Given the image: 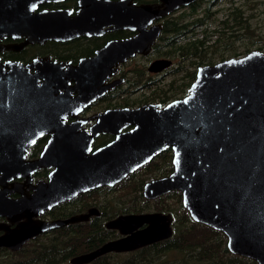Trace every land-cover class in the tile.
I'll use <instances>...</instances> for the list:
<instances>
[{"label": "water", "instance_id": "obj_1", "mask_svg": "<svg viewBox=\"0 0 264 264\" xmlns=\"http://www.w3.org/2000/svg\"><path fill=\"white\" fill-rule=\"evenodd\" d=\"M38 1L0 0V36L21 35L23 43L64 41L93 33L105 24L101 19L137 34L108 43L77 65L42 59L25 65L0 63V179H9L14 169L53 166L47 181L29 186L32 192L17 199L6 197L0 182V215L16 223L4 228L0 247L16 251L41 233L85 220L88 214L52 221L33 217L79 193L113 185L153 153L170 148L171 172L146 183L143 195L152 198L168 190L179 191L189 217L224 234L229 252L264 264V55L253 50L198 66L181 98L162 106L108 109L97 114L90 134L77 132L75 123L65 125L58 116L76 112L111 87L113 83L104 84L99 75L110 73L113 59H123L139 47L147 50L160 25L147 26L192 0H159L139 6L120 0L104 6L102 15H84L83 8L71 18L61 11L32 13ZM169 64L158 59L149 70ZM72 92L76 95L71 96ZM107 120H115L117 127L108 129ZM125 123H135V127L89 152L94 135L118 132ZM49 131L53 142L44 146L36 160L24 162L26 147ZM167 218L162 214L118 216L106 226L118 229L124 237L75 255L69 262L84 264L108 251H127L166 238L170 235ZM142 223L147 226L136 230Z\"/></svg>", "mask_w": 264, "mask_h": 264}, {"label": "flooded vegetation", "instance_id": "obj_2", "mask_svg": "<svg viewBox=\"0 0 264 264\" xmlns=\"http://www.w3.org/2000/svg\"><path fill=\"white\" fill-rule=\"evenodd\" d=\"M117 1L120 0H41L35 4L32 13L61 11L71 18L84 8V15H88V13H91V16L93 14L102 15L103 11L106 9L104 6L112 5V3ZM129 1L135 6L149 3H160L159 0ZM203 3L206 5L205 14L204 12L199 11V7ZM212 8L214 9L211 10ZM181 13L189 14L185 16L184 19L192 14H200L202 16V13L204 17L208 16L214 18V23L220 21L221 27L223 28V34H226L227 31H239L237 37L242 41L243 39L248 40L253 36V41L247 42V44H249V46L257 47L253 50L264 55V41L258 39V37L261 38L262 31L260 20L263 19L264 21V0H192L186 4L179 5L176 9L167 14L154 19L147 28L151 25L159 24L160 29L149 48L144 50L142 47H139L138 50L133 51L130 55H126L123 59L115 57L111 64L110 73H102L99 75V78L104 84L113 83V85L105 89L99 96L80 106L76 112L59 115L58 117H61L62 122L65 125L75 123V131L90 134V128L93 127L98 120L97 114H101L108 109H132L147 104L164 105L157 100H149L152 91L163 89V87L169 83L171 71L176 67L175 63L177 60L168 59L164 56V52L168 50L164 41L165 39L168 40L170 38L171 40H176V43H182L191 39L192 35L190 31L185 32L183 35H174L171 33L172 30L169 29L167 36L163 37L161 31L164 26L178 22ZM219 13L221 14V17L218 20L216 16ZM101 20L105 24L98 27L94 32L93 30H90L93 33L80 35L64 41L45 40L42 43H23L25 37L21 35L3 34L0 36V63L18 62L25 65L35 59H42L77 65L84 59L96 56L98 50L105 47L108 43L126 39L137 34L136 31H132L125 27H112V25L107 23L104 19ZM209 26L212 27L211 30L214 28L217 31L220 30L219 26L214 27L212 24ZM216 34L217 33H214L216 36L215 39H212V35H210L208 43L212 44L217 39ZM246 47L248 48V46ZM253 50L248 49L245 52L237 53L236 55L229 57L243 56L247 52ZM116 52L117 49H115L114 55ZM158 59L169 60L170 64L160 70H149L151 63ZM197 67L195 68V72ZM70 84H73V82H70ZM75 95V92H72L71 96ZM46 117L52 118V114H47ZM117 125L118 123L115 120H107L104 123V126L108 129L111 127L116 128ZM120 126L122 127L118 132L106 130L100 131L94 135L90 140L91 150L89 152L114 141L118 134L133 129L135 123H125ZM51 139L52 131L37 136L34 139V142L26 147L23 161L30 162L36 160L41 154L44 146L47 143L51 144L53 142V139ZM169 158L171 169L166 172V168H169V165L167 164V167H163V160L167 161ZM171 158L172 154L170 148H165L159 152L153 153L148 161L140 165V167L136 168L134 171L128 173L113 185H102L79 193L76 196L80 194H86L88 196L83 198H75L76 196H74L69 200L57 203L50 208L45 209L38 214V216L33 217V219L52 221L55 219L68 218L77 214H88L85 220L78 222L90 221L94 226L93 233L97 237V240L100 241V244L90 250L92 251L108 241L116 240L125 236V234H121L118 229L106 226L107 222L118 216L141 214L167 215L168 218L166 220H168V227L170 229V235L168 237L127 251H108L100 254L91 261L84 263L89 264L95 260L96 263L105 262V264H165L164 260L161 259V255L158 259L154 258V249L156 248V244L163 243L164 241L175 237L176 231L181 226V211L177 209V203L183 208L181 204V194L179 191L172 189L162 192L152 198H147L143 195V187L146 183L160 179L171 172ZM152 161L153 163H151ZM28 169L29 168L24 167L23 169L9 171L11 174L9 179H4V177L1 176L0 182L4 184V191H7L6 197L17 199L22 194L31 193L32 189H30L29 186H35L38 182L47 181L49 174L52 172L53 166H40L30 171H28ZM140 179H142V183L139 187V193H137L138 196H135L134 194L131 195L124 189V186L129 182L138 181ZM1 188L2 185H0V189ZM124 190L126 192H124ZM167 198L173 199L171 204L167 203ZM131 206L134 207L130 209L129 207ZM74 223L77 222H70L64 225ZM5 225H8V227H5ZM15 225L16 223L8 222L6 215H0V235L4 233V228L9 229ZM146 226V223H142L136 228V230H140ZM225 244L226 237L224 236V256L220 252L212 251V249L214 250L215 248L210 242L203 244L197 253L209 254L211 258L210 263L215 264H257L254 260L248 257L229 252L226 249ZM0 248L10 250L6 247ZM87 252L89 251L82 253ZM228 256H231L233 260L229 261L227 259ZM200 264H204V261H201Z\"/></svg>", "mask_w": 264, "mask_h": 264}, {"label": "trees", "instance_id": "obj_3", "mask_svg": "<svg viewBox=\"0 0 264 264\" xmlns=\"http://www.w3.org/2000/svg\"><path fill=\"white\" fill-rule=\"evenodd\" d=\"M199 9L205 14L206 7L203 8L200 5ZM187 15L189 14L181 13L178 22L164 26L161 31L163 37L167 36L169 29L172 30L171 33L174 35H183L185 32L190 31L192 38L182 43H176V40L170 38L165 39L164 44L168 50L164 52V56L168 59L177 60L176 67L171 71L169 83L163 89L154 90L150 93V101L157 100L165 104L170 100L182 97L186 94L187 88L195 76L197 66L213 64L229 57L224 56L226 54H223V51L212 49V44L208 43L210 35L217 33L218 37L223 33L220 21L214 23V18L204 17V15L197 17L195 14L184 19ZM211 24L214 27L219 26L220 30L217 31L215 28L207 30L206 25ZM197 27H202L199 32L200 38L196 36L194 30ZM163 162V167L169 165L166 172L170 171V158L167 161L163 160ZM141 183L142 179L129 182L124 186V189L131 195L138 196L137 193H139ZM125 190L124 192H126ZM80 195L75 198L88 196L86 194ZM177 209L181 211V226L176 231L175 237L155 245L154 258L158 259L161 255V259L164 260L165 264H200L201 261H204V264H215L210 263L209 254H198L197 252L203 244L210 242L215 248L212 251L220 252L224 256L223 234L191 220L179 203H177ZM93 231L94 226L90 221L67 224L51 229L31 238L16 251L0 248V264H71L69 262L71 257L90 251L100 244ZM227 259L229 261L233 260L231 256H228ZM89 264H105V262L96 263L93 260Z\"/></svg>", "mask_w": 264, "mask_h": 264}, {"label": "rangeland", "instance_id": "obj_4", "mask_svg": "<svg viewBox=\"0 0 264 264\" xmlns=\"http://www.w3.org/2000/svg\"><path fill=\"white\" fill-rule=\"evenodd\" d=\"M202 7H206V5L203 3L202 4ZM214 8H212L211 10H213ZM203 15V13H202ZM197 17H200L201 15L200 14H196ZM217 19L219 20V18L221 17V14H217ZM260 25H261V28H262V31H261V38L258 37V39H262L264 41V21L263 19L260 20ZM207 30H211L212 27L209 26V25H206L205 27ZM202 29V27H197L195 28V33H196V36L198 38L201 37L200 35V30ZM238 33V34H237ZM237 35H239V31H236V32H231V31H227L226 34H220L217 39L212 43V49H218L221 51H223L224 53L223 54H226L224 56H231L233 54H237V53H241V52H245L246 50H253L257 47H254V46H249V44H247V42H252L253 41V36H251V38H249L248 40L247 39H243L242 40H239V38L237 37ZM216 36L215 35H212V39H215ZM248 46V48L246 47ZM167 203L171 204L173 199L172 198H167Z\"/></svg>", "mask_w": 264, "mask_h": 264}, {"label": "snow or ice", "instance_id": "obj_5", "mask_svg": "<svg viewBox=\"0 0 264 264\" xmlns=\"http://www.w3.org/2000/svg\"><path fill=\"white\" fill-rule=\"evenodd\" d=\"M34 142V141H33ZM89 150H91V149H89Z\"/></svg>", "mask_w": 264, "mask_h": 264}]
</instances>
